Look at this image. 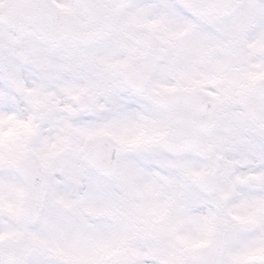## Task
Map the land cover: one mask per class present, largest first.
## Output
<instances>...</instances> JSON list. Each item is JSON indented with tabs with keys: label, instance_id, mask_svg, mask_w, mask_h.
Wrapping results in <instances>:
<instances>
[{
	"label": "snow or ice",
	"instance_id": "snow-or-ice-1",
	"mask_svg": "<svg viewBox=\"0 0 264 264\" xmlns=\"http://www.w3.org/2000/svg\"><path fill=\"white\" fill-rule=\"evenodd\" d=\"M0 264H264V0H0Z\"/></svg>",
	"mask_w": 264,
	"mask_h": 264
}]
</instances>
